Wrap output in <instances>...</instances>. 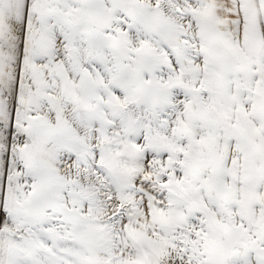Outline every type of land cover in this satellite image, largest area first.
<instances>
[{
  "label": "snow or ice",
  "instance_id": "snow-or-ice-1",
  "mask_svg": "<svg viewBox=\"0 0 264 264\" xmlns=\"http://www.w3.org/2000/svg\"><path fill=\"white\" fill-rule=\"evenodd\" d=\"M0 264H264V0H0Z\"/></svg>",
  "mask_w": 264,
  "mask_h": 264
}]
</instances>
